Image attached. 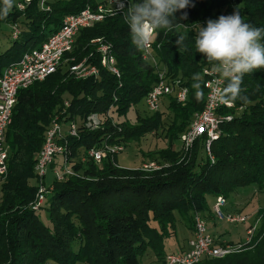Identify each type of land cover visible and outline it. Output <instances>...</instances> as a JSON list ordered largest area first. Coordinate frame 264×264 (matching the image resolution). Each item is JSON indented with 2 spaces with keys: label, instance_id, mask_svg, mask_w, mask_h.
<instances>
[{
  "label": "trees",
  "instance_id": "obj_1",
  "mask_svg": "<svg viewBox=\"0 0 264 264\" xmlns=\"http://www.w3.org/2000/svg\"><path fill=\"white\" fill-rule=\"evenodd\" d=\"M17 2L14 0L7 16L0 13V27L4 23L20 27L19 36L13 39L10 35V45L0 50V75L7 65L56 32L65 16L99 3L47 0L46 11L33 0L20 11ZM225 4L237 6L246 23L264 27V0H190L189 7L175 13V23L181 25L170 31L158 30L151 43L155 66L144 58L143 50L131 44L124 15L114 14L82 28L73 49L65 53L54 73L18 90L5 132L6 173L0 176V264H141L148 252L163 264L167 253L186 245L192 236L195 213H200L206 224L216 225L212 207H208L209 197L213 203L218 196L227 201L248 187L255 195L264 194V69L244 76L241 88L247 102L236 100L231 107L222 108V113L231 114L232 119L222 123L221 135L211 143L212 161L204 150V136L189 150L174 144L205 102L203 69L211 65L195 52L194 38L207 21L198 23L197 16L206 10L208 16L204 17L210 19L209 11L217 8L220 12L219 7ZM185 13L187 18L182 19ZM180 35L185 39L179 46L176 40ZM97 38L112 45L119 77L100 66L93 42ZM83 58L99 68L96 78H77L68 70ZM159 69H164L168 79L183 81L188 89L186 102L179 103L174 95L162 100L161 105L171 115L168 122H163L160 110L143 116L137 113L135 121L129 122V109L144 100L158 80ZM195 73L203 77L204 95L199 101L192 88ZM91 113L101 118L97 130L83 126ZM58 114L63 126L70 121L78 123V135L65 137L67 162L75 175L53 180L45 204L34 211L30 206L37 187L34 164L46 130ZM152 131L167 141L163 149L147 154L150 161L161 165L159 169L146 171L142 165L122 168L116 156H108L100 164L80 160L104 139L126 147ZM58 156L51 169L61 166L63 159L59 156L58 161ZM43 210L47 223L41 220ZM257 211L260 225H247L246 234L254 227L249 241H225L207 228L220 244L242 247L222 258H204L195 264H264V207ZM177 217L185 222L190 237L170 249L164 241L175 236Z\"/></svg>",
  "mask_w": 264,
  "mask_h": 264
},
{
  "label": "built area",
  "instance_id": "obj_2",
  "mask_svg": "<svg viewBox=\"0 0 264 264\" xmlns=\"http://www.w3.org/2000/svg\"><path fill=\"white\" fill-rule=\"evenodd\" d=\"M33 0H18L17 8L22 11ZM38 6L44 10L47 7V0H38ZM123 6V11L121 7ZM128 0H102L95 7L87 5L78 13L69 14L63 18L61 27L47 37L39 46L33 47L24 52L21 58L7 65L0 75V176L3 177L7 168L8 146L5 140V132L11 122L12 109L16 103V96L19 89L27 88L31 84L43 81L54 73L63 63L64 55L73 49L75 38L78 32L85 27H92L95 23L102 21L107 16L114 14L124 15L127 10ZM20 34V27L12 25L11 36L16 39ZM96 51L99 54V64L108 72L119 77L120 73L115 64L113 48L110 43L97 38ZM143 56L150 59L156 66V61L151 52V44L143 49ZM68 70L77 78L98 76L99 68L91 64L88 58L68 66ZM205 102L201 111L196 112L191 120L188 129L180 135L179 144L182 150H189L196 139L205 137L204 150L210 160H213L210 146L214 140L221 135V125L232 119L231 114L222 113L223 107H231L232 102L220 103L218 94L224 83L211 72V67L203 69ZM157 82L148 91L144 103L149 112L158 111L162 100L174 95L176 100L184 104L187 99L188 89L179 78L168 79L164 71H157ZM68 106V103L65 102ZM109 113L107 112V115ZM102 121L97 113L89 114L83 121V126L88 130H97L101 127ZM78 135V123L70 121L64 126L59 114L51 120L47 128L42 146L36 156L34 171L37 177V187L31 208L39 211L46 202V197L51 187L46 183V172L51 167L57 155L62 156V163L59 168L52 171L54 180L62 181L74 176V170L67 162L68 148L65 137ZM63 141V143H61ZM125 146L119 141L102 140L100 145L89 148L81 157V161L93 160L100 164L106 157H113L124 150ZM155 161L143 163L141 169L146 171L160 168ZM227 201L224 197L218 196L213 203L212 212L218 221L228 223H244L248 217L242 214L226 213L224 208ZM253 228L247 231L249 241ZM242 244H220L217 237L208 232L205 219L200 213L194 214L192 236L187 240L186 245L175 248L173 252L167 253L163 264H195L204 258H222L230 253L240 250Z\"/></svg>",
  "mask_w": 264,
  "mask_h": 264
},
{
  "label": "clouds",
  "instance_id": "obj_3",
  "mask_svg": "<svg viewBox=\"0 0 264 264\" xmlns=\"http://www.w3.org/2000/svg\"><path fill=\"white\" fill-rule=\"evenodd\" d=\"M3 7L0 13L7 16L14 0H0ZM190 0H128L124 12L125 23L130 28L131 44L137 50L147 48L158 36V30H172L181 24L175 23V13L186 9ZM123 11V6L121 7ZM187 18V13L181 17ZM185 37H177L176 43L183 44ZM195 52L202 54L211 65V72L221 82L223 88L218 94L220 103L240 100L247 102L242 95L241 85L246 74L264 69V27L246 23L239 10L231 15H221L217 20L209 19L205 27H199L194 38ZM195 98H203L200 73L193 74Z\"/></svg>",
  "mask_w": 264,
  "mask_h": 264
},
{
  "label": "rangeland",
  "instance_id": "obj_4",
  "mask_svg": "<svg viewBox=\"0 0 264 264\" xmlns=\"http://www.w3.org/2000/svg\"><path fill=\"white\" fill-rule=\"evenodd\" d=\"M101 2L102 0H97ZM44 10L49 9V5L47 4ZM220 12H217V8H214L212 11H209L211 20H217L221 15H231L235 11L239 10L237 6L225 4L219 7ZM204 15L208 16V12L206 10H201L200 14H198L197 22H202V19L206 21L209 20L208 17H204ZM12 25L10 23H4L0 27V50L6 49L10 45V35H11ZM154 59L156 60L155 56L153 55ZM151 61V60H150ZM160 112L163 113V122L169 121L171 115L168 110H166L164 105L160 106ZM139 113L143 115H149L144 100L140 101L135 106L131 107L126 115V118L129 122H134L136 118V114ZM153 133L147 132L144 134L139 142H130L127 144L125 149L116 155V162L119 167L122 168H137L140 167L143 163H148L149 157L147 156L148 152L157 151L163 149L167 141L166 139L160 134H156L154 131ZM176 147H179V141L176 140L174 142ZM57 160L60 161L61 157H57ZM54 168H59L55 166ZM53 169L51 167L47 169L46 172V183L47 185L51 184L54 180ZM213 206V199L208 198V207L211 208ZM264 207V194L257 193L256 195L253 194L252 187H248L245 191L237 194L232 195L226 204V209L224 211L226 213H236L239 212L240 214L246 215L248 217L245 223H228L225 221H216V225L213 226L212 223L207 222L209 232L213 233L216 236L221 235L222 239L225 241H244L247 237L246 234V227L249 224H255L259 227L260 221H258V208ZM41 220L44 223H47V216L46 212L43 210L41 212ZM188 222H191V216L187 218ZM191 224V223H190ZM176 233L175 236L166 239L164 241L165 246L167 248H173L177 246V243L183 245L187 238L190 237V232L187 229L185 222L177 217L176 218ZM150 252L147 253L142 258L141 264H162V262L157 261L155 257H152ZM52 264V263H50ZM82 264V263H78Z\"/></svg>",
  "mask_w": 264,
  "mask_h": 264
}]
</instances>
